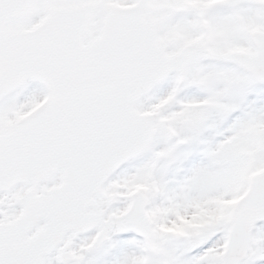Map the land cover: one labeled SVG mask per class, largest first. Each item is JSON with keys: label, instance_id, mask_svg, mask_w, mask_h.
I'll list each match as a JSON object with an SVG mask.
<instances>
[{"label": "snow or ice", "instance_id": "snow-or-ice-1", "mask_svg": "<svg viewBox=\"0 0 264 264\" xmlns=\"http://www.w3.org/2000/svg\"><path fill=\"white\" fill-rule=\"evenodd\" d=\"M0 264H264V0H0Z\"/></svg>", "mask_w": 264, "mask_h": 264}]
</instances>
